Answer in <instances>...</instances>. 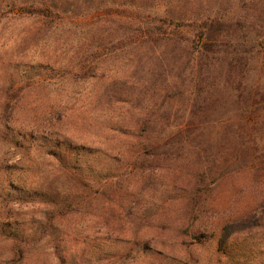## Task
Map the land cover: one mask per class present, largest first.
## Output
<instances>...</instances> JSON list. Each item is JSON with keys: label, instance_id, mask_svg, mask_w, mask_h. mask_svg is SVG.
Wrapping results in <instances>:
<instances>
[{"label": "rangeland", "instance_id": "rangeland-1", "mask_svg": "<svg viewBox=\"0 0 264 264\" xmlns=\"http://www.w3.org/2000/svg\"><path fill=\"white\" fill-rule=\"evenodd\" d=\"M255 4L0 0V264H264Z\"/></svg>", "mask_w": 264, "mask_h": 264}, {"label": "trees", "instance_id": "trees-1", "mask_svg": "<svg viewBox=\"0 0 264 264\" xmlns=\"http://www.w3.org/2000/svg\"><path fill=\"white\" fill-rule=\"evenodd\" d=\"M245 1L256 3L255 5H258L261 14H264V0H245ZM245 5H246V3H245ZM24 11H25L26 14L33 13V14L42 15V14L45 13L46 8H44V7L40 6V5L30 4V8L24 9ZM256 19H258L260 24H264V17H262V19H260L259 15H258V17H256ZM208 40H209V43H207V47H206L207 49L204 48L205 50H203V52L205 51L206 55H210V54L217 55V54H219L220 52L218 53L217 49L220 47V45H222V42L219 41L218 38H215L213 36H211ZM208 44H211L209 46V48H208ZM214 46H216V47L214 48ZM258 47L260 49H262L259 44H258ZM236 55H240L241 56L238 59H233L234 62L241 61V65H240V67H241L240 68V80L241 81H240V83L238 85L237 90L239 92V98H240L241 102H243L245 104V107L248 109L250 106H252L251 105L252 101L253 100L256 101V99H255L256 97L253 96L250 91L248 92V96H245L246 86H244V81H245V76H246V74L248 72V69H247L248 61L243 63L242 52H239V54L236 53ZM251 91L254 94L253 89H251ZM262 101H263L262 104L264 106V99ZM250 113L252 114L251 107H250ZM244 152H245L246 158L249 159L248 163L246 164V166L247 165L249 166L248 171L254 172L256 174L257 182L264 185V164L263 163H258L257 158L254 155L252 157V148L251 147H248V148L244 149ZM55 154H57V153H55ZM59 168L65 174H70L71 176H73V178L75 180L79 176L78 173L80 172V168L78 167V165L76 163L66 161L64 155H60ZM197 185L198 186L205 185V182L203 180H197Z\"/></svg>", "mask_w": 264, "mask_h": 264}]
</instances>
